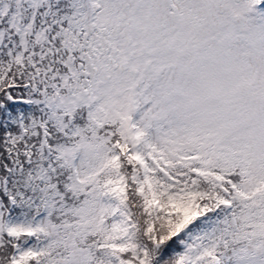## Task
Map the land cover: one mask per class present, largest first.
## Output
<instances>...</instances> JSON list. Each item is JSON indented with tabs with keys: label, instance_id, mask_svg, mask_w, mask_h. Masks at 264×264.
I'll use <instances>...</instances> for the list:
<instances>
[{
	"label": "snow or ice",
	"instance_id": "1",
	"mask_svg": "<svg viewBox=\"0 0 264 264\" xmlns=\"http://www.w3.org/2000/svg\"><path fill=\"white\" fill-rule=\"evenodd\" d=\"M0 264H264V0H0Z\"/></svg>",
	"mask_w": 264,
	"mask_h": 264
}]
</instances>
